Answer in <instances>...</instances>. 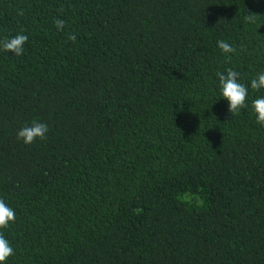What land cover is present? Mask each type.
Wrapping results in <instances>:
<instances>
[{
  "label": "trees",
  "instance_id": "1",
  "mask_svg": "<svg viewBox=\"0 0 264 264\" xmlns=\"http://www.w3.org/2000/svg\"><path fill=\"white\" fill-rule=\"evenodd\" d=\"M21 33L0 50L5 264H264V0H0V42Z\"/></svg>",
  "mask_w": 264,
  "mask_h": 264
},
{
  "label": "clouds",
  "instance_id": "2",
  "mask_svg": "<svg viewBox=\"0 0 264 264\" xmlns=\"http://www.w3.org/2000/svg\"><path fill=\"white\" fill-rule=\"evenodd\" d=\"M22 14V13H21ZM257 14L249 12L245 17L250 23L256 22ZM55 27L58 31L64 29L65 21L63 19L54 20ZM68 39L75 42L76 34H71ZM28 40L25 34H17L14 37L6 38L0 42V50L11 52L19 57L24 52V45ZM218 48L224 54L234 53L236 51L229 43L220 40L217 42ZM229 59L231 57L229 56ZM219 80V89L221 97L227 102V112L230 115L239 114L242 108H245L246 100L249 93V87L239 82V73L232 68H228L225 73H217ZM250 88L254 91L264 90V72L258 73L257 76L250 80ZM252 115L255 122L264 126V96L256 98L251 103ZM49 126L46 123L34 120L31 125H27L19 129L16 133V139L24 145H31L36 140H45ZM16 219L15 211L9 207L3 199H0V229H7L9 224ZM14 254L9 241L0 232V264H5L7 259Z\"/></svg>",
  "mask_w": 264,
  "mask_h": 264
}]
</instances>
